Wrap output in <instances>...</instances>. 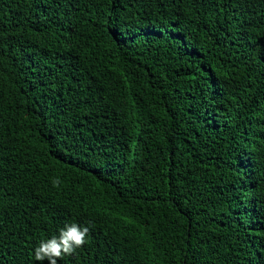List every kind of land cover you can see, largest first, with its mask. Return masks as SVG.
Listing matches in <instances>:
<instances>
[{
	"label": "trees",
	"instance_id": "obj_1",
	"mask_svg": "<svg viewBox=\"0 0 264 264\" xmlns=\"http://www.w3.org/2000/svg\"><path fill=\"white\" fill-rule=\"evenodd\" d=\"M71 223L58 264H264V0H0V264Z\"/></svg>",
	"mask_w": 264,
	"mask_h": 264
},
{
	"label": "clouds",
	"instance_id": "obj_2",
	"mask_svg": "<svg viewBox=\"0 0 264 264\" xmlns=\"http://www.w3.org/2000/svg\"><path fill=\"white\" fill-rule=\"evenodd\" d=\"M61 180L56 178L52 181L53 187H59ZM90 233L89 226H80L77 223L65 224L59 230L58 236L41 240L34 249L35 260L47 261L48 264H58V260L64 256H71L76 249L83 247Z\"/></svg>",
	"mask_w": 264,
	"mask_h": 264
}]
</instances>
